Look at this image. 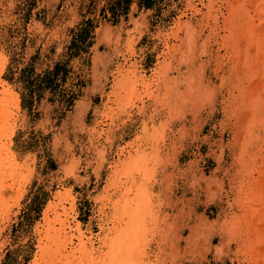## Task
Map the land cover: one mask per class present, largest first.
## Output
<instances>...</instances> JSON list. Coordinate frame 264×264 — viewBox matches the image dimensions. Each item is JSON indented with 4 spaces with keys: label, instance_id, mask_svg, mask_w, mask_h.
<instances>
[{
    "label": "rangeland",
    "instance_id": "1",
    "mask_svg": "<svg viewBox=\"0 0 264 264\" xmlns=\"http://www.w3.org/2000/svg\"><path fill=\"white\" fill-rule=\"evenodd\" d=\"M116 1L0 0V86L20 103L10 150L0 154V171L14 170L8 183L18 194L0 221V264L34 263L48 206L66 192L74 201L71 226L79 222L81 238L104 254L121 235L131 238L129 215L141 206L143 227L129 243L146 252V264H264V99L254 90L250 109L240 76L264 61V39L258 26L239 36L243 10L256 25L264 16L248 0H215L214 10L208 0H151L149 8L130 0L114 17ZM87 22L91 38L76 43ZM58 63L69 71L61 90L76 95L73 105L45 91L30 108L23 71L43 74ZM131 70L151 86L133 88ZM157 152L160 162L152 159ZM138 159L150 176L136 168ZM251 166L262 170L258 181L248 176ZM138 189L144 196L135 201Z\"/></svg>",
    "mask_w": 264,
    "mask_h": 264
},
{
    "label": "bare ground",
    "instance_id": "2",
    "mask_svg": "<svg viewBox=\"0 0 264 264\" xmlns=\"http://www.w3.org/2000/svg\"><path fill=\"white\" fill-rule=\"evenodd\" d=\"M235 1V0H234ZM237 1V0H236ZM235 1V2H236ZM247 1V0H246ZM208 2L210 3L209 5L211 6V8L214 10V8H216L217 4L215 2V0H208ZM248 5H250V7H253V10L260 19L261 16H264V5L262 4H258L256 0H248ZM232 8V7H231ZM247 11V12H246ZM240 12V11H239ZM243 17H242V22L243 25H239V30H240V34L239 36H245V31L250 30L251 27H257L258 26V30L257 33L259 35H262L264 39V23H261L259 20V24L256 25V18L252 15L250 10H243ZM242 15V14H241ZM233 16V15H232ZM230 16V17H232ZM238 16V15H237ZM234 17V16H233ZM240 18V17H239ZM231 20V19H230ZM228 21V20H227ZM240 21V20H239ZM229 22H227L228 24ZM226 24V25H227ZM187 28L188 34L190 36H194V27L193 24H189V23H185L184 25ZM228 26V25H227ZM247 28H246V27ZM235 27V26H234ZM237 28V27H236ZM238 29V28H237ZM233 33V32H232ZM256 33V34H257ZM233 35V34H232ZM236 35V34H235ZM260 39V37H257V39ZM238 39V38H237ZM256 39V40H257ZM261 41V39L259 40ZM237 47V46H236ZM235 47V48H236ZM231 49V48H230ZM258 49V48H257ZM233 50V49H232ZM230 52V51H228ZM264 57V56H263ZM262 59V58H261ZM261 59L259 62H253L254 63V67L256 68L255 70L252 71H246L245 74H241L245 75L248 85L246 83V86H248L249 90L251 92V103H250V109L255 108L256 106L254 105L256 103L255 100H257L255 97H253V91L256 90L258 92H261L263 95V99H264V61L261 62ZM264 60V58H263ZM5 65L0 62V79L1 76L3 75L4 71H5ZM237 68V67H236ZM250 69V68H248ZM257 70V71H256ZM256 71V72H255ZM243 72V70H242ZM131 75L132 79H135L134 81L131 80V85L133 86V88H135L137 85H142L144 87H149L151 86L150 84H148L146 81H144L142 77L137 76L136 71L131 70L128 72ZM247 73V74H246ZM133 74V76H132ZM234 74V73H233ZM128 75V74H127ZM129 75V76H130ZM238 75V74H237ZM235 76V75H234ZM239 77V76H238ZM244 80V79H243ZM239 81V80H238ZM117 87H116V92L120 90V88L123 87V85L119 82H117ZM239 86V85H238ZM242 87V86H241ZM244 87V86H243ZM2 88V89H1ZM115 89V88H114ZM242 89V88H241ZM247 90V89H246ZM243 92V91H242ZM134 93V91H133ZM234 93V91H233ZM246 93V92H245ZM246 95V94H245ZM238 97V96H237ZM242 97V96H241ZM234 99V97H233ZM245 100V98L243 99ZM242 100V101H243ZM129 101V100H128ZM236 101V99L234 100ZM230 102V101H229ZM241 102V101H240ZM245 101H243L244 103ZM232 103V102H231ZM233 104V103H232ZM245 104V103H244ZM238 105V104H237ZM236 105V107H237ZM243 105V104H242ZM247 105V104H246ZM243 107V106H242ZM231 108V107H230ZM124 109V108H123ZM243 109V108H242ZM259 109L264 110V101L262 102V105ZM20 110V103L19 101L12 95L10 94V92L6 89L5 85L0 86V154L2 152L8 153V151L10 150L9 148V142L8 140L11 137L12 131H13V125H14V118L18 115V112ZM125 110V109H124ZM237 110V109H236ZM127 111V110H126ZM248 111V110H247ZM251 111V110H250ZM235 112V111H234ZM243 112V111H242ZM246 112V111H245ZM249 112V111H248ZM140 113V112H139ZM239 113V112H238ZM237 113V114H238ZM236 114V112H235ZM235 114H233L235 116ZM236 114V115H237ZM115 115V114H114ZM129 115V113H128ZM242 116V115H241ZM243 117V116H242ZM112 118V117H110ZM114 118V117H113ZM235 118V117H234ZM251 121H253L251 119V117H249ZM241 119V118H239ZM113 120V119H112ZM249 120V119H248ZM264 124V122H262ZM142 124V123H141ZM143 126V124H142ZM147 126V125H146ZM149 129V127H148ZM258 129V128H257ZM146 131L147 128H145ZM144 130V131H145ZM264 131V130H263ZM95 136V135H94ZM150 138V137H149ZM243 138V137H242ZM237 142V141H236ZM243 144V143H242ZM241 144V145H242ZM245 146V145H244ZM241 148H245V147ZM240 148V149H241ZM239 149V150H240ZM141 150V149H140ZM243 150V149H242ZM245 150V149H244ZM243 150V151H244ZM173 151V150H172ZM241 151V150H240ZM95 152V151H94ZM138 152V151H137ZM143 152V151H142ZM246 152V151H244ZM238 153V152H237ZM160 153L157 152V154H155V156H152L153 160H156L158 162H160ZM176 154V153H175ZM242 155V154H241ZM243 156V155H242ZM135 157V156H134ZM151 158V157H150ZM137 159V158H136ZM143 159V158H142ZM142 159H138V163L140 164H134V166H136V168H142L144 170L142 175H149V171L146 170L145 168V162ZM264 161V157L262 158ZM8 160H10V158L8 157ZM128 160V159H127ZM134 160V159H133ZM105 161V160H104ZM148 161V160H147ZM135 162V161H134ZM152 162V161H151ZM116 163V162H115ZM125 163V162H124ZM130 163V162H129ZM128 163V164H129ZM154 163V162H153ZM27 164V163H26ZM121 164V163H120ZM149 164V163H148ZM117 165V164H116ZM248 165V164H247ZM263 165V164H262ZM119 166V163H118ZM117 166V167H118ZM133 166V165H132ZM132 166L130 165V167L132 168ZM133 166V167H134ZM254 166V165H253ZM253 166H251V168H254ZM263 167V166H261ZM31 168V166H30ZM73 169V168H72ZM112 169V168H111ZM120 169V168H119ZM118 169V171H119ZM133 169V168H132ZM122 170V169H120ZM261 169L258 168H254L250 173H248V176L250 178H252V182L258 181V178H254V174L257 171V173L261 175ZM14 170H12V168L7 169L6 172H2L0 171V221L2 220L1 218H6L7 216L10 215V209H12V202H14V205L16 206L18 204V194L16 195L15 193H13V184H9L8 183V179L12 180H16V173L14 174L13 172ZM123 171V170H122ZM129 171V170H128ZM136 171V170H135ZM139 172H141V170H138ZM148 171V172H147ZM264 171V170H263ZM121 172V171H120ZM116 173V172H115ZM134 173V172H133ZM118 174V173H117ZM154 174V173H153ZM152 174V175H153ZM166 174V173H165ZM239 174V173H238ZM246 174V173H245ZM131 175V174H130ZM139 175V173H138ZM247 175V174H246ZM150 176V175H149ZM167 176V175H166ZM118 177V176H117ZM146 177V176H145ZM113 178V177H112ZM117 179V178H115ZM149 179V177H148ZM148 179H146L148 181ZM245 179V178H244ZM114 180V179H113ZM112 180V181H113ZM142 180V179H141ZM145 179H143L144 181ZM263 180V179H262ZM111 181V182H112ZM115 181V180H114ZM143 181H141L143 183ZM261 181V180H259ZM145 182V181H144ZM154 182V181H153ZM245 182V181H244ZM249 182V181H248ZM15 183V182H14ZM113 183V182H112ZM263 183V182H262ZM122 184V183H121ZM129 184V183H128ZM146 184V183H145ZM143 184V186L145 185ZM165 184V183H164ZM140 185H142L140 183ZM247 185H249V191H251L252 188V183L249 182ZM113 186V185H112ZM241 186V185H240ZM165 187V186H164ZM110 188V186H109ZM245 188V187H243ZM121 189V188H120ZM148 189V188H147ZM248 189V188H247ZM114 190V189H113ZM143 190L145 191V186L143 188ZM149 190V189H148ZM242 190V188L240 189ZM244 190V189H243ZM248 191V190H247ZM248 191V192H249ZM110 192V191H109ZM142 190L141 192L138 189V192L135 196V201L140 200L141 196H144V194H142ZM150 192V190L148 191ZM244 192V191H243ZM124 194L122 195L123 199L125 198V195L127 193V195H130V190H128L127 192H123ZM14 195H16L17 197H15ZM150 195V194H148ZM110 196V194H109ZM134 196V195H133ZM153 196V195H150ZM159 196V195H158ZM245 196V195H244ZM70 194L68 192L66 193H58L55 195V199L56 202L49 204L48 209L45 213V217H44V227L46 228V231L44 232L43 237H40L39 239V246H38V250H39V254L37 256V259L34 261L33 264H131L130 261H133V257H132V253L136 255V257H139L138 259V264H146L145 260L146 258H148L146 252L144 251H138L136 252V248L137 246H135L136 242H134L135 244L132 245L129 243L130 239H133V234L132 231H134L135 233L138 231L137 226H142L140 225L139 221H140V217L139 219L136 217V215L138 214V209H140V207H137L138 209H135L134 211L132 210L131 214L129 215V221H128V225H129V232H130V237L131 238H127V239H123L126 236L125 235H121L124 236L123 238H121L119 243L116 244H111L108 246V251L106 254H104V252H102L103 247L101 246L97 251L94 248L95 244L94 241H92L91 238H88L87 240H84V238H81L79 233L80 230V224L79 222L77 224H75V227L71 226L70 223V217L71 214L74 212V201L73 199H70ZM149 198V197H148ZM153 198V197H152ZM157 198V197H156ZM99 199V198H98ZM121 199V198H120ZM144 199V198H143ZM146 199H147V191H146ZM112 200V199H110ZM119 200V199H118ZM239 201V200H238ZM115 202V201H114ZM125 202V201H124ZM144 202V201H143ZM176 202V201H175ZM246 205L243 206L245 207L246 213L247 212V208L248 206H250L251 204V196L249 195V197L245 200ZM244 202V204H245ZM116 203V202H115ZM119 203V202H118ZM135 203V202H134ZM67 204L70 205V207H67ZM128 204V203H126ZM137 204V203H136ZM242 204V205H244ZM122 205V204H121ZM126 206V205H125ZM133 206V205H132ZM135 206V205H134ZM137 206V205H136ZM135 206V207H136ZM127 207V206H126ZM134 207V208H135ZM125 208V207H124ZM151 208V207H150ZM115 209V208H114ZM122 209V208H121ZM119 211V208L116 209ZM124 210V209H123ZM157 210V209H156ZM126 211V209L124 210V212ZM261 211H263L261 209ZM250 212V211H249ZM115 213V211H114ZM117 213V215L119 217H122V219H124L123 216H120ZM123 213V212H122ZM129 213V212H128ZM127 213V214H128ZM126 214V213H123ZM122 214V215H123ZM126 214V215H127ZM50 215H52L53 217H51ZM162 215V214H161ZM117 216V217H118ZM125 216V215H124ZM142 216V214H141ZM255 216V215H254ZM260 216V214H259ZM263 215H261L262 217ZM258 217V216H255ZM234 218V217H233ZM121 219V218H120ZM246 219V218H245ZM264 219V218H263ZM139 220V221H138ZM173 220V219H172ZM241 220V219H240ZM244 220V219H243ZM261 220V219H260ZM259 220V222H260ZM3 221V220H2ZM149 221V220H148ZM163 221V220H162ZM234 221V219H233ZM255 221V219H254ZM151 222V221H150ZM248 222V221H247ZM163 224V223H162ZM245 224V221H244ZM250 225V224H249ZM263 225V224H262ZM239 226V225H238ZM237 226V227H238ZM115 227V226H114ZM143 227V226H142ZM141 227V228H142ZM125 228V227H124ZM230 228V227H229ZM250 228V227H249ZM126 229V228H125ZM140 229V227H139ZM244 229V228H243ZM255 229V228H254ZM254 229L252 231H254ZM256 229H258L256 227ZM105 230V229H104ZM238 230V229H237ZM246 230V229H245ZM127 231V230H126ZM141 232H143L142 230H140ZM257 231V230H255ZM0 232H2L0 230ZM133 232V233H134ZM140 232V234H141ZM162 232V231H161ZM245 232V231H243ZM117 233V232H116ZM139 233V232H137ZM250 233V232H248ZM246 233V234H248ZM255 233V232H254ZM264 233V232H263ZM1 234V233H0ZM159 234V233H158ZM174 234V233H173ZM253 234V232L251 233ZM250 235V234H249ZM246 236L249 239L252 238L251 236ZM99 236V235H98ZM109 236V235H108ZM137 236V235H136ZM117 237V236H116ZM116 237L114 239H116ZM135 237V236H134ZM146 237V236H145ZM239 237V236H238ZM243 237V235H242ZM241 237V238H242ZM245 237V238H246ZM95 238V237H94ZM258 238V237H257ZM261 238V237H260ZM105 239V237H104ZM145 239V238H143ZM244 239V237H243ZM74 240H77L78 243L76 244L77 246H74ZM99 242L100 243H105L107 245L108 242H105L104 240L99 238ZM136 240V239H135ZM247 240V239H246ZM258 240V239H257ZM108 241V240H106ZM137 241V240H136ZM239 241V240H237ZM254 241V240H253ZM263 241V240H261ZM118 242V241H117ZM133 242V240H132ZM257 242V241H256ZM104 244V245H105ZM160 244V243H159ZM245 244V243H244ZM254 244V243H253ZM253 244L249 243L248 246H251L252 248H250V250H253L255 247H253ZM256 244V243H255ZM105 245V246H106ZM99 246V245H98ZM104 246V247H105ZM140 246V243H139ZM157 246V245H156ZM162 247V246H161ZM143 248V247H141ZM155 248V247H154ZM159 249V248H158ZM175 249V247H174ZM256 249V248H255ZM254 249V250H255ZM141 250V249H140ZM148 250V249H147ZM248 250V249H247ZM257 250V249H256ZM255 250V252H256ZM264 250V249H263ZM159 253V252H158ZM247 253V252H246ZM264 253V252H263ZM164 255V254H163ZM174 255V254H173ZM250 255V254H249ZM258 255V254H257ZM260 255V254H259ZM134 256V255H133ZM262 256V255H261ZM252 257V256H251ZM135 258V257H134ZM255 259H257L258 257L255 256ZM136 259V258H135ZM149 260V259H148ZM137 262H135L134 264H136ZM150 263V262H149ZM161 263V262H160ZM248 263V262H247ZM133 264V262H132ZM254 264V261H253ZM259 264V263H258Z\"/></svg>",
    "mask_w": 264,
    "mask_h": 264
},
{
    "label": "trees",
    "instance_id": "3",
    "mask_svg": "<svg viewBox=\"0 0 264 264\" xmlns=\"http://www.w3.org/2000/svg\"><path fill=\"white\" fill-rule=\"evenodd\" d=\"M129 1L130 0H117L114 3L111 8L114 17H118L119 14L124 13L125 10L127 11ZM140 6L149 8L152 6V1L140 0ZM85 25H88L89 28L86 26L80 30L78 35L80 40L76 39V43H84L87 39L91 38L92 24L91 22H87ZM68 72L66 65L61 63L56 64L53 70H48L43 74H36L33 68L25 69L20 77V81L24 84V89L28 92L27 104L30 108L33 107L36 99L42 97L45 91H49L54 97H58L63 104L69 107L73 105L76 95L74 93H65L64 90H61L62 85L66 82V75ZM38 204L34 205L36 209L40 211L42 203Z\"/></svg>",
    "mask_w": 264,
    "mask_h": 264
}]
</instances>
